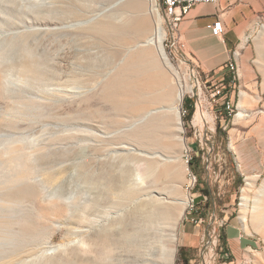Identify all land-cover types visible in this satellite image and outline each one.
Masks as SVG:
<instances>
[{"label":"rangeland","instance_id":"obj_1","mask_svg":"<svg viewBox=\"0 0 264 264\" xmlns=\"http://www.w3.org/2000/svg\"><path fill=\"white\" fill-rule=\"evenodd\" d=\"M132 1L0 0V264H185L184 258L186 264H255L264 251L249 217L240 219L246 179L255 176L252 194L264 184V164L259 175L244 173L231 147L253 130L264 155V11L242 49L249 72L238 81L234 102L244 100V118L221 119L223 110L214 107L207 110L214 122L195 131L180 112L184 132L172 133L186 147L165 148L166 133L150 146L122 138L135 120L132 106H120L113 99L124 96L103 87L144 40L135 22L147 16L154 26L156 7L166 28L160 0H140L138 10ZM90 18L124 26L102 36L81 28ZM156 62L173 106L172 71L158 56ZM170 156L178 163L179 197L190 199L172 232L153 214L134 217L142 199L166 196L168 178L159 169L149 185L136 179L139 193L127 200L109 183L139 157L165 163ZM193 156L199 183L188 164ZM176 232L170 261L165 241Z\"/></svg>","mask_w":264,"mask_h":264},{"label":"bare ground","instance_id":"obj_2","mask_svg":"<svg viewBox=\"0 0 264 264\" xmlns=\"http://www.w3.org/2000/svg\"><path fill=\"white\" fill-rule=\"evenodd\" d=\"M149 1L154 4L156 0ZM214 1L215 0H212V2ZM128 5L134 10L141 9L140 0H133L128 3ZM150 10L155 16L156 23L153 26L151 20L147 16H144L132 25L136 36H138V38H144V40L141 42L138 50H135L129 57L123 60L122 65L113 77L104 82L103 87L109 94L115 92L120 93L122 97L124 96L121 101L113 99L119 101L120 106H132L135 120L128 124L122 131V138L130 139L144 146H150L156 145L158 141L157 134L166 133L168 136L166 141L163 142L165 148H171L173 144L185 148V138L177 134V132H184L181 114L185 116L186 111L180 108V105L184 103V100L189 99L188 83L184 68L175 58L174 51L168 48L171 54L170 56L169 53L167 54L165 52L163 47L164 43L169 47V42L166 38L168 34L167 23L166 28H164L163 23L161 24L162 18L158 8L152 7ZM80 26L84 30L102 36H108L111 32H119L124 24L117 25L109 20H94V18H90L83 20ZM152 47L155 49L156 53ZM157 56L172 71L174 79L172 80L176 87L174 95L175 105L173 106L168 105V102H170L169 94L164 89L168 77L163 69L158 66L156 62ZM172 60L176 62V64H173ZM229 60L230 63H233V78L236 80V84H238L239 73L237 64L234 58H230ZM144 65H147V69ZM245 94V91L241 92L242 96ZM234 99L235 95L231 98V109H237L238 103L237 101L234 102ZM243 101V99L239 101V111H231L230 114H223L222 119H226L231 115H236V120L243 119L245 116L242 107ZM200 118H206L209 121L214 119L213 114L207 111L206 108H203L202 111L199 109L195 112L194 119L199 120ZM172 131L177 132L172 133ZM134 164V168L130 171L128 169H123L121 176H119L117 180L109 178L111 189L114 191L117 190L119 193L118 195L123 200H127L139 193V188L135 184L136 179L149 185L150 182H152L150 180L151 176L159 169L163 176L166 179L168 178V180H166L168 184L165 182L164 186L166 196H153L142 199L134 213V217H138L142 211L153 214L160 219L167 220L166 222L170 225L171 232L172 230L174 231L175 225H177L183 217L185 208L190 202L187 194L184 197H179L178 192L180 191V186L174 182V176L178 166L176 159L170 156L165 163H161L152 158L139 157ZM23 166L25 167V165ZM153 179L155 181V178ZM254 179L255 176H248L246 179L247 186L242 189L240 219L245 223L249 217L254 229L264 238V184L250 194L249 192L253 187ZM117 182H121V184ZM250 200L252 201V205H250ZM178 235L177 232L176 234L171 233L165 241V250L170 256V261L173 260L175 255ZM123 236L125 239L129 240L131 234L123 233ZM255 264H264V251L256 253Z\"/></svg>","mask_w":264,"mask_h":264},{"label":"crops","instance_id":"obj_3","mask_svg":"<svg viewBox=\"0 0 264 264\" xmlns=\"http://www.w3.org/2000/svg\"><path fill=\"white\" fill-rule=\"evenodd\" d=\"M264 11V0H215L196 3L178 22L177 29L185 49L199 61L201 70L215 77L227 75V63L234 58L238 67L239 84L249 72L243 57L246 42L258 24L259 13ZM263 14V13H261ZM217 18L223 21L225 31L220 38L212 35L209 25ZM242 69V71H241ZM239 107V103H238ZM234 158L244 173H256L264 164V155L253 130L232 141Z\"/></svg>","mask_w":264,"mask_h":264},{"label":"built area","instance_id":"obj_4","mask_svg":"<svg viewBox=\"0 0 264 264\" xmlns=\"http://www.w3.org/2000/svg\"><path fill=\"white\" fill-rule=\"evenodd\" d=\"M212 0H160L163 6L164 14L166 15V23L168 26V34L166 36L169 42V50L174 51L175 58L178 63L184 68L185 77L188 83L189 100L194 108L193 114L190 117V128L195 131L198 127L206 126L214 122L206 118L194 119V114L197 110L202 111L203 108L213 110L214 107H220L223 114H230L231 98L235 93H239V84L233 78V63L230 60L227 63V75L217 78L211 73H205L199 66L197 58L186 51L185 43L178 32L177 25L183 15L196 3H208ZM212 35L220 38L225 27L220 18L215 19L210 25ZM187 114L185 103L180 105ZM217 117V116H215ZM223 115L221 116L222 119ZM214 118V117H213Z\"/></svg>","mask_w":264,"mask_h":264},{"label":"trees","instance_id":"obj_5","mask_svg":"<svg viewBox=\"0 0 264 264\" xmlns=\"http://www.w3.org/2000/svg\"><path fill=\"white\" fill-rule=\"evenodd\" d=\"M187 100H189V99H187ZM187 100H184L185 106L187 108V114L185 113V116H184L185 121H189L190 120V117H191V115L193 114V111H194L192 103L190 101H187ZM195 159L196 158L194 156L191 157L189 159V161H188V164H189L190 169L193 171V174L196 175L197 174L196 173V171H197L196 168H198V166L194 163ZM196 176H197V183H199V174H197ZM240 181L241 180H239V182ZM202 192H203V196L205 197L206 201L209 200V199H212V196H211V193H210L209 190H202ZM219 238L221 239V248L222 249L227 248L226 236L224 235V233L219 234ZM180 254H181V252H180ZM183 261L186 264L187 259L184 258Z\"/></svg>","mask_w":264,"mask_h":264}]
</instances>
